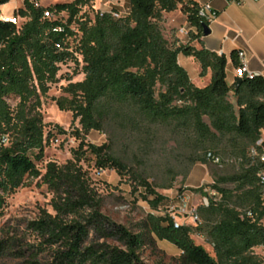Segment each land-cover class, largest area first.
<instances>
[{"label":"trees","instance_id":"obj_1","mask_svg":"<svg viewBox=\"0 0 264 264\" xmlns=\"http://www.w3.org/2000/svg\"><path fill=\"white\" fill-rule=\"evenodd\" d=\"M21 1L14 17L23 23L15 25L1 13L10 0H0V142L4 136L10 139L8 147H0V216L5 194L22 187L27 176H42L35 163L44 159L46 148L41 100L61 82V66L71 62L81 67L76 74L84 80L69 78L54 101L79 123L73 136L80 146L66 165L49 163L42 177L55 196L56 212L34 223L52 252L47 264H146L144 252L158 241L175 247L182 264H264L254 255L256 248L264 250V75L229 85L224 56L166 38L165 17L178 10L197 37L204 36L203 27L209 24L200 16L201 6L187 0H129V10L121 14L113 9L101 13L93 6L111 0L39 8L33 0ZM92 7L93 15L84 11ZM47 12L53 17H45ZM180 57L194 58L201 78L211 71L210 83L197 87ZM231 59L238 69L239 53L233 52ZM10 98L19 100L16 108ZM106 128L149 146L165 130L192 150V164L219 159V166L233 164L238 171L218 178L208 191L195 190L209 204L196 209V225L176 229L170 213L158 214L168 208V197L122 159L86 143L91 132ZM88 151L98 172L113 170L137 183L135 191L141 190L154 213L136 231L103 213V201L81 166ZM193 237L204 239L214 256Z\"/></svg>","mask_w":264,"mask_h":264},{"label":"rangeland","instance_id":"obj_2","mask_svg":"<svg viewBox=\"0 0 264 264\" xmlns=\"http://www.w3.org/2000/svg\"><path fill=\"white\" fill-rule=\"evenodd\" d=\"M73 1L75 0H42V4L53 6L57 3ZM18 2L19 0H11L6 8H13ZM93 6L98 9L96 3ZM95 8H87L84 11L93 15ZM170 15L172 13L166 15L162 28L166 38L176 40V35L180 31L177 27L184 23L182 17H186L181 11L171 19ZM22 23L21 19L18 20L19 25ZM186 61L187 58L182 57L183 66L190 77L194 80L198 79L200 75ZM80 68L71 62L61 66L59 73L61 82L53 86L48 96L41 100L40 111L45 124L46 148L44 159L35 163L42 176L40 178L27 176L22 187L13 193L4 195L5 203L2 216H0V264H30L32 260L47 264L52 261L51 249L45 239L34 230V223L46 215L56 216L53 209L55 196L42 180L47 165L49 163H56L59 166L66 165L74 158V151L80 146V141L73 136V131L80 128L79 123L73 122L72 113L60 112L54 101L63 95V87L67 86L69 78L73 79V82L84 80L82 74H76ZM18 101L16 98L8 100L12 108H16ZM56 127L61 128L66 134H60ZM157 133L151 146L140 142V138L114 128H106L104 132H91L85 141L96 148L106 146L103 155L109 154L122 159L133 172L148 178L159 194L168 197L170 199L168 208L162 209L158 214L170 213L177 218L179 223L191 224V213L203 205L206 199L203 194L194 191L200 188L208 191L218 178L235 174L238 167L226 163L222 166L210 163L192 164L190 148L182 146L180 140L171 136L168 131L161 130ZM9 145V137H2L0 147ZM36 154L37 152L34 155ZM81 166L87 172L92 188L97 191L103 201V213L116 223L136 231L138 225L150 213H154L142 200L141 190L138 188V191H135L136 182L128 177L121 178L113 170L98 172L95 167V157L90 151L86 153ZM169 185H172L171 189H162ZM227 187L232 188L233 186ZM182 190L186 191L185 196L189 209L187 216L179 213L178 209V194ZM193 240L207 253L214 256L212 248L204 239L193 237ZM180 255L181 253L169 243L158 241L156 248L144 252L143 259L146 264H182ZM254 255L264 261L262 248H256Z\"/></svg>","mask_w":264,"mask_h":264},{"label":"crops","instance_id":"obj_3","mask_svg":"<svg viewBox=\"0 0 264 264\" xmlns=\"http://www.w3.org/2000/svg\"><path fill=\"white\" fill-rule=\"evenodd\" d=\"M20 1L13 8H6L10 3L1 7L2 16L5 18L14 16L15 12L23 6V2ZM187 1H193L199 6L210 5L216 19L209 25L211 34L208 37H197L196 29L191 28L186 18L182 17L184 23L177 27L180 29L176 35L178 45H189L198 51L206 50L217 55L220 51L223 52V56L228 61L227 83L229 85L237 80V69L231 59L233 52L244 54L250 72L264 75V0L249 1L244 5L231 4L227 0ZM97 5L98 9L103 11L113 9L124 14L129 10L130 1L125 0L123 5L98 1ZM179 12L178 10L172 13L169 18L177 16ZM237 35L239 37L236 39ZM226 38L228 40H225ZM186 62L200 75L201 68L194 58H187ZM180 64L183 66L182 57H180ZM211 77L212 72L209 71L205 78L199 77L196 80L190 78L197 87L203 88L210 83Z\"/></svg>","mask_w":264,"mask_h":264},{"label":"built area","instance_id":"obj_4","mask_svg":"<svg viewBox=\"0 0 264 264\" xmlns=\"http://www.w3.org/2000/svg\"><path fill=\"white\" fill-rule=\"evenodd\" d=\"M33 1L35 3V7H37V8H39L43 5L42 0H33ZM227 1L231 4L244 5L245 3L249 2V1H258V0H227ZM107 3L113 4V5H123V4H125V0H111L110 2H107ZM99 12L103 13L104 11L102 9H99ZM200 16L205 21V23H208L209 25L211 23H213L216 19V15L212 11V8L210 5L201 6ZM45 17L52 18L53 15L50 12H47V13H45ZM5 20L13 23L15 25H19L18 20H20V19H15V17L13 16L11 18H5ZM238 37H239V35L236 36V39ZM225 40H228V39L226 38ZM218 54H219V56H223V52H221V51ZM239 61H240L241 66L236 70V79H244L246 77L253 78L255 76L262 75L259 73H252L248 70L247 63L245 61V56L243 53H239ZM254 154H255V152H254ZM213 162L215 165H218V166L220 165L219 159H215ZM261 162L264 164V154L261 156ZM260 179H261L262 184L264 185V173L260 174ZM211 195L215 196L216 194L211 193ZM208 204H209L208 200L205 199L203 205L208 206ZM178 209L180 211L179 213H181L182 215H185V216L188 215L189 209H188V202H187L185 194L179 198ZM171 216L173 217V219L175 221V228L176 229H179L182 224H186V223H179V221L177 220V218L175 216H173V215H171ZM190 218L192 220L191 224L196 225V223H197L196 210H194L191 213Z\"/></svg>","mask_w":264,"mask_h":264},{"label":"water","instance_id":"obj_5","mask_svg":"<svg viewBox=\"0 0 264 264\" xmlns=\"http://www.w3.org/2000/svg\"><path fill=\"white\" fill-rule=\"evenodd\" d=\"M203 31H204V36H205V37H208V36L211 34L210 28H209V26H207V25H204V27H203ZM241 82H242V79H237V83H238V85L241 84ZM105 148H106V146L98 148L99 153H100V154H103Z\"/></svg>","mask_w":264,"mask_h":264}]
</instances>
